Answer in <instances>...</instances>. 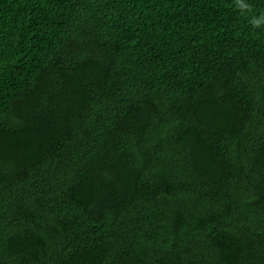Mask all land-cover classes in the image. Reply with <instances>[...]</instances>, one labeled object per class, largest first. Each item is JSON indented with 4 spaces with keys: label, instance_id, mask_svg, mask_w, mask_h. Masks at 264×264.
<instances>
[{
    "label": "trees",
    "instance_id": "1",
    "mask_svg": "<svg viewBox=\"0 0 264 264\" xmlns=\"http://www.w3.org/2000/svg\"><path fill=\"white\" fill-rule=\"evenodd\" d=\"M0 264H264V0H0Z\"/></svg>",
    "mask_w": 264,
    "mask_h": 264
}]
</instances>
